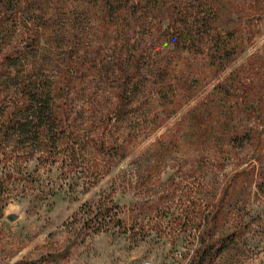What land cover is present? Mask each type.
<instances>
[{"label":"rangeland","instance_id":"obj_1","mask_svg":"<svg viewBox=\"0 0 264 264\" xmlns=\"http://www.w3.org/2000/svg\"><path fill=\"white\" fill-rule=\"evenodd\" d=\"M50 1L62 36L82 42L61 71L47 72L82 146L62 168L65 142L54 165L40 164L0 133V264H194L209 231L236 234L211 264H264V0H216L218 26L235 32L233 44L244 40L217 71L207 55L174 53L159 35L184 0H165L171 10L125 32L103 27L91 5ZM10 35L0 5V123L15 110L3 57L22 40ZM249 60L251 72L236 76ZM71 64L76 71L63 73ZM122 86L136 90L132 113L99 126ZM105 206L113 210L103 220Z\"/></svg>","mask_w":264,"mask_h":264},{"label":"trees","instance_id":"obj_2","mask_svg":"<svg viewBox=\"0 0 264 264\" xmlns=\"http://www.w3.org/2000/svg\"><path fill=\"white\" fill-rule=\"evenodd\" d=\"M73 1L91 5L97 12L101 11L102 17L98 20L99 23L106 28L120 27L122 32H125L126 26L127 31H129L132 22L138 23L142 20L157 19V13L154 12L156 9H158L157 12L166 8L172 9L165 0ZM184 1L186 4L183 8L177 5V13L171 10L170 15L164 18L169 25H162V32L159 34L161 39H166L171 44L174 53L179 55L181 53L207 55L210 58L208 63L210 68H214L215 71L226 68L227 64L234 59L239 46L244 44V40L239 38L242 40L238 42L240 44H233L235 32L230 28L222 30L218 26L217 21L220 20L221 11L219 6L221 4L215 8L214 4L218 3L216 0H190L189 3ZM50 3V0H0V5L8 6L10 36L16 35L22 40L20 43L19 40H16L17 44L12 42L10 45L12 47L11 53L3 57L5 65L12 67V77L8 75L6 77L13 78V93L16 97L14 99L15 110L1 121L0 133H2V139L5 140V143L9 137L16 140L17 151L38 152L40 156L36 158L37 162L49 163V165L52 164L49 162L50 159L62 155L58 148L65 142L64 149L66 151L63 150L68 154L66 157L62 155L60 158L62 161L60 166L63 168L65 163L77 155V147L80 148L82 143L76 142L80 137L75 135L77 133L73 128L75 122H69V112L66 109L63 110L62 106L59 105L57 92L54 91L55 80L47 72L60 70V62L70 60L82 42L80 35L76 33L66 34V37L62 36L57 29L60 27H55L58 22L56 17L61 15L56 14L54 9H49L48 4ZM207 4L208 7L206 8ZM48 10L50 12H47ZM64 21L66 23L67 20ZM157 21H159L157 24L161 26L162 20ZM71 28V31L76 30L74 26ZM123 44L124 47L125 44L127 45L126 42ZM136 56L140 55L136 54ZM253 66V60H249L248 66L245 64L239 71L235 70L236 76L242 73L243 69L250 73ZM77 67L75 64L66 66L63 73L76 71ZM159 88L162 94L163 86ZM220 89L224 94L229 93L224 86H221ZM122 90L117 95L118 99L113 110L99 119V126H101L100 124L107 126L112 121L118 124L132 113L133 102L137 97L136 90H130L129 87L128 91L124 86H122ZM245 133L248 137L250 132L246 131ZM257 134L258 139H260L262 134L258 132ZM74 135L76 138L73 137ZM71 139H74V142ZM103 144L104 142L101 143L99 152H104ZM75 146L76 148H73ZM37 170L35 168L33 172H37ZM50 193H55L53 188H51ZM90 210H92L91 206L87 212L91 213ZM112 210L113 208L109 206L101 208L103 220L111 215ZM215 214L211 217L210 225H213L214 220L216 221L215 217L219 218V215ZM204 221H206L205 218ZM119 223L121 222L117 220V225ZM212 234L209 231L207 235L203 234L199 238L201 247L195 254L194 264H211L212 260L226 249L229 241H233L236 236L235 232H231L229 235L212 239ZM215 244L218 246L214 248Z\"/></svg>","mask_w":264,"mask_h":264}]
</instances>
